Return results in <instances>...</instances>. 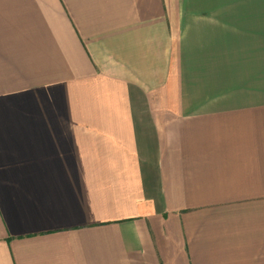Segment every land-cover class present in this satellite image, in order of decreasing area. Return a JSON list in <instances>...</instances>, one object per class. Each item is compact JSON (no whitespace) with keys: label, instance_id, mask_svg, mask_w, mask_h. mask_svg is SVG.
<instances>
[{"label":"crops","instance_id":"1","mask_svg":"<svg viewBox=\"0 0 264 264\" xmlns=\"http://www.w3.org/2000/svg\"><path fill=\"white\" fill-rule=\"evenodd\" d=\"M0 264H264V0H0Z\"/></svg>","mask_w":264,"mask_h":264}]
</instances>
